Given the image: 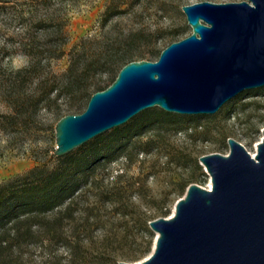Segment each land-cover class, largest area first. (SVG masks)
Returning <instances> with one entry per match:
<instances>
[{
  "label": "rangeland",
  "instance_id": "1",
  "mask_svg": "<svg viewBox=\"0 0 264 264\" xmlns=\"http://www.w3.org/2000/svg\"><path fill=\"white\" fill-rule=\"evenodd\" d=\"M203 1L245 0H0V111H5L1 96L7 85V73L29 64L25 55L11 52L16 51L14 43L24 35L44 39L45 33H34L27 28L32 19L56 12L67 20L64 56L53 59L45 68L58 83L64 80L62 74L69 65L68 54L73 45L83 42L88 52L100 55L99 68L87 74L91 82L89 90H92L95 85L108 83L125 62L156 61L159 51L188 36L191 29L181 7ZM116 4L119 13L105 21V8ZM8 52L11 54L6 56ZM118 56H123L122 61L109 65V60ZM57 94L54 91L50 97L53 99ZM71 95L61 94L50 108H38L32 125L33 139L27 133L15 138L0 133V183L47 160L46 155L55 149V123L67 112ZM238 95L214 115L200 117L198 122L187 124L182 130L162 132L163 139H158L151 151L128 152V148L120 157L95 168L88 184L75 198L77 213L83 216L90 211L89 219L97 220L90 238L84 240L90 253L107 254V258L117 260L123 254H133V246H117L115 239L125 232L129 240L145 239L142 231L145 224L150 230L149 223L155 218H169L175 202L184 196L189 184L209 189L210 178L199 158L214 153L227 155L229 139L236 140L252 156L256 154V145L263 138L264 87ZM56 106L60 115L55 113ZM85 107L84 101L75 114L82 113ZM155 132L148 131L140 139L155 138ZM164 211L167 215L161 216ZM44 253L38 247H31L24 255L32 264H42ZM53 253L60 259L59 264H66L68 254L61 242L53 246ZM149 254L135 261H124L137 264Z\"/></svg>",
  "mask_w": 264,
  "mask_h": 264
},
{
  "label": "water",
  "instance_id": "2",
  "mask_svg": "<svg viewBox=\"0 0 264 264\" xmlns=\"http://www.w3.org/2000/svg\"><path fill=\"white\" fill-rule=\"evenodd\" d=\"M181 8L190 34L167 45L156 61L125 64L82 113L61 117L49 158L153 107L214 115L238 94L264 87V0ZM262 136L254 157L229 139L227 155L199 158L211 188L189 184L169 218L149 223L155 237L137 264H264V129Z\"/></svg>",
  "mask_w": 264,
  "mask_h": 264
},
{
  "label": "trees",
  "instance_id": "3",
  "mask_svg": "<svg viewBox=\"0 0 264 264\" xmlns=\"http://www.w3.org/2000/svg\"><path fill=\"white\" fill-rule=\"evenodd\" d=\"M46 6V5H45ZM118 5L106 7V18L118 14ZM32 18H30L31 20ZM27 28L32 32H42L43 41L36 35L23 36L16 44L15 53H22L29 64L18 71H9L6 75L7 85L3 89L1 103L4 112L0 111V133L15 138L18 134L27 133L33 139L32 129L38 108H50L59 95L70 96L67 112L61 114L56 106L55 113L63 116L78 113L81 104L85 105L90 96L102 91L110 85L123 66L118 68L115 76L108 83L95 85L89 90L87 74L99 68L100 55L88 52L85 43L73 45L69 50V65L62 74L63 82L46 71V66L53 59L64 56L66 38L64 15L53 12L31 20ZM161 51L157 53V57ZM11 53H6V56ZM123 56L111 58L109 65H116ZM108 58V57H107ZM105 64V63H104ZM36 81L33 84V81ZM32 85V86H31ZM58 94L52 99V92ZM246 91H244L245 93ZM240 93L238 96L244 94ZM200 116L177 115L164 112L158 107L144 110L136 114L120 127L100 134L78 147L76 150L56 158L40 162L23 173L9 177L0 183V264H32L25 257L26 250L38 247L44 251L42 264H59L60 259L53 253V246L61 242L66 248L68 259L66 264H119V261L138 260L150 253L153 234L147 225L142 231L145 239L136 242L128 233L115 239L117 246L129 244L134 247L133 254L121 255L120 259L108 257L107 254L89 252L84 240L90 238L92 226L89 213L78 214L75 198L82 188L88 184L89 176L104 161H113L128 152H148L155 148L158 139H163L162 132L182 130L185 125L198 122ZM156 130L155 138L142 141L140 136L148 131ZM36 158V157H34ZM37 159V158H36ZM184 188H181V193ZM67 202L65 205L63 203ZM63 205V206H62ZM164 211L161 216L167 215ZM102 245V244H100ZM109 256V255H108Z\"/></svg>",
  "mask_w": 264,
  "mask_h": 264
},
{
  "label": "bare ground",
  "instance_id": "4",
  "mask_svg": "<svg viewBox=\"0 0 264 264\" xmlns=\"http://www.w3.org/2000/svg\"><path fill=\"white\" fill-rule=\"evenodd\" d=\"M252 156V155H251ZM255 156V155H254ZM254 156H252V157H254ZM209 188H211V186H209Z\"/></svg>",
  "mask_w": 264,
  "mask_h": 264
}]
</instances>
